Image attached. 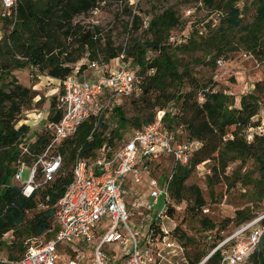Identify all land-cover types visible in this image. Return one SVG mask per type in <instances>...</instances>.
Segmentation results:
<instances>
[{"label": "trees", "instance_id": "1", "mask_svg": "<svg viewBox=\"0 0 264 264\" xmlns=\"http://www.w3.org/2000/svg\"><path fill=\"white\" fill-rule=\"evenodd\" d=\"M202 1L206 6L214 5V0ZM236 1L228 0L217 7L225 16L215 32L204 37L201 30L192 29L186 36H179L180 42L174 45L169 42L174 36L173 31L184 26L178 13L170 7L151 14L144 26L129 0H18L12 10H4L0 4V250L18 249L22 256L27 239L51 238L54 233H48V230L57 203L72 180L70 166L75 157L78 155L89 162L94 160L97 151L111 146L114 139L120 140L127 127H133L132 132L141 131L155 121L160 111L164 113L163 127L173 133L178 142H200L187 165L173 168L168 187L171 200L177 204L191 200L193 205L189 211L203 210L206 203L200 189L188 186L186 181L198 165L206 162L210 163L211 174L207 177L210 189L220 183L228 185L232 179L243 188L252 185V189L247 190L249 202L264 201V134H252L251 140L245 135L248 129L259 127L258 122L252 121L264 109V81L256 82L252 92L235 102L233 96L201 84L192 75L189 62L183 58L199 52L202 60L194 63L212 65L226 52L242 47L264 60V0H254L255 14L250 23L243 22ZM112 4L118 5L115 21L128 34L120 45H116V38L110 31L87 20L92 12ZM141 29L144 36L138 34ZM231 32L240 33L236 41L230 40ZM148 52L155 56L148 59ZM121 54L130 70L138 75L139 116L127 117L120 107V100L111 109L116 116V128L109 130L102 115L85 120L75 135L63 140L57 148L63 156V164L55 180L25 197L21 189L12 184L14 173L22 163L31 166L52 135L44 127V132L28 142L29 126L15 128L35 94L31 88L19 83L12 72L28 69L33 80L46 77L60 82L71 76L77 77L90 62L108 64ZM199 95L202 102L198 100ZM60 117L56 100L52 99L48 122L55 124ZM177 129H182L184 139L180 138ZM250 161L256 177H252L253 172H242ZM235 163H238L237 167L228 175V168ZM37 207L40 209L25 220L26 215ZM170 207L167 215L171 214ZM256 215L249 208L236 211L237 226ZM107 223L104 220L102 226ZM203 224L209 229L214 228L208 218H204ZM158 228L151 220L147 230ZM219 240L218 236L216 241ZM75 248L77 252L80 248L90 251L79 243ZM105 250L111 260L114 256L122 257L117 249ZM73 254L66 258L74 257ZM89 259L92 261L91 254ZM220 259L221 253L217 251L205 264H219ZM198 262L199 258L189 264ZM248 263L264 264V236L248 257Z\"/></svg>", "mask_w": 264, "mask_h": 264}, {"label": "built area", "instance_id": "2", "mask_svg": "<svg viewBox=\"0 0 264 264\" xmlns=\"http://www.w3.org/2000/svg\"><path fill=\"white\" fill-rule=\"evenodd\" d=\"M17 1L0 0V4L4 10H12ZM191 13L188 10L186 15ZM174 39L170 37L169 42H180ZM86 70L92 71L91 79L80 81L71 76L60 81L62 91L57 95L56 108L61 117L55 124L47 122L44 125L51 132L50 142L31 166L22 163L14 173L13 180L25 197L55 180L63 164V156L57 151L63 140L74 136L85 120L99 118L116 102L134 92L136 76L124 61L123 54L116 60L113 70H107L97 62L88 63ZM163 115L162 111L158 112L153 123L141 131L132 132L117 148L102 147L90 162L77 155L72 165V180L57 203L48 230L54 235L48 239H27L25 252L13 264H84V255L77 256V243L89 248L93 264H156L164 251L179 248L172 231L162 225L172 205L168 192L172 172L162 184L156 178L148 181L150 201L136 199L131 208L125 203L129 189L132 190L126 188L128 182L134 187L140 185L151 163L169 158L173 170L176 165H187L193 152L200 147L197 140L178 142L173 133L163 127ZM257 129L264 134V126ZM23 169L29 170L26 182L21 181ZM160 195L164 199L160 214L154 219L148 218L159 228L147 230L139 236L131 226V217L137 211L151 213ZM104 220L108 223L102 226ZM100 228L102 233H98ZM262 236L264 214L237 226L230 236L219 240L211 254L199 264H205L217 251L221 253L219 264H249L248 257L258 247ZM106 248L119 250L122 257L116 263L111 258L108 260ZM70 252L77 255L66 258L71 256L67 255ZM4 262L0 258V264Z\"/></svg>", "mask_w": 264, "mask_h": 264}, {"label": "rangeland", "instance_id": "3", "mask_svg": "<svg viewBox=\"0 0 264 264\" xmlns=\"http://www.w3.org/2000/svg\"><path fill=\"white\" fill-rule=\"evenodd\" d=\"M227 1L228 0H214V5L212 7L204 5L202 0H129V3L133 6L134 11L141 16L144 26L150 19L151 14L160 12L168 7L173 8L178 13L184 26L181 30L176 29L172 33L174 35L173 37H175L174 40L178 41L181 36H186L192 29L201 30L204 37L215 32L220 25L221 19L225 16L224 11L217 9V7L222 5V2L225 3ZM253 2L254 0L236 1V6L241 11V18L244 23L252 22L255 14ZM188 10L192 11L191 15H186ZM117 11L118 5L112 4L110 7H102V9L92 12L88 15L87 20L110 31L116 38V45H120L128 37V34L121 30L120 25L114 19V15ZM1 34L2 29L0 24V36ZM138 34L141 36L145 35L143 29L139 30ZM229 36L230 40L236 41L240 33L231 32ZM170 43L174 45L173 42ZM154 56L155 54L152 52L147 53L148 59ZM183 58L185 61L189 62L192 75L201 84H206L208 89L212 88L215 91H222L233 96L235 102L240 96L252 92L256 82L264 81V60L256 57L251 52L244 51L242 47L233 52H226L222 57L217 59L215 63H212V65H207L206 63L195 64V60L199 62L202 60L199 52L194 53L190 57ZM205 60L208 61V58ZM12 74L19 83L31 88L35 94L30 106L24 110L22 119L15 125V128L21 125L29 126L30 135L28 136V142H31L35 140L37 134L45 131L44 125L48 122L51 100H56L62 87L58 81H50L46 77H39L37 80L31 79L28 69L14 70ZM139 85L140 82L136 74L135 89L132 93V95H134H131L132 97L127 99H121L120 107L127 117L139 116ZM199 98L200 96H198L199 102H202ZM173 108H175V106H173ZM102 118L109 126V130L116 128V116L113 110H106L102 114ZM252 122H258L259 126H264V109L261 110L259 117L254 118ZM257 128L252 127L246 131L245 135L247 140H251L250 136L252 134L261 135L259 133L260 130ZM133 130H135L133 127H127V129L122 132V138L120 140H113V144L111 145L112 149L120 146L123 140H127ZM177 130L180 134V138L184 139L185 135L182 129ZM237 164L238 163L230 165L227 170L228 175L237 167ZM172 167L173 162L169 158H160L156 162L151 163L149 172L143 175L142 183L136 187H131V189L133 188L132 192H134V194L131 198L125 197V203L131 205L136 199L140 200L141 198L143 201H150V190H148L147 185L148 181L156 178L160 184L164 183L167 176L172 172ZM71 168L70 166V170ZM244 171L253 172L251 174L252 177H256L257 175L251 161L242 169V172ZM210 174V163L205 162L198 165L186 181L188 186L193 185L200 189L206 203L203 210L200 211L195 209L189 211L188 208L193 205L191 200L183 201L180 204L172 200V205L170 207L171 214L162 220V225L168 231L174 230L173 235L179 248L164 251V253L159 255L156 264H189L190 261L197 258H199V262L197 263L199 264L206 259L217 246L218 242L216 240L218 236L222 239L230 236L234 232L238 225V220L235 217L236 211L249 208L251 212L257 214L256 216L264 214V201L251 203L248 200L247 190L252 189L251 184L243 188L241 185L233 183L232 179H230L228 185L220 183L212 186L210 189L208 187L207 178ZM28 176L29 170L23 169L21 181L26 182ZM12 184L18 186V183L14 182L13 179ZM38 198L39 194L37 199ZM163 206L164 199L163 196L160 195L158 204L153 206L151 213L142 211L139 214V212H134V215L131 217V226L140 234L139 236H142L143 232L147 231L148 218L158 216ZM39 209L40 207H37L36 210L29 212L25 220H29ZM204 210L207 211L204 212ZM204 218H208L214 223L213 229L205 227L203 224ZM112 250L113 248H109V251ZM105 253L108 260H110L111 255L107 252ZM71 254L73 253L71 252ZM71 254L68 253L67 255ZM75 255H77L76 252L73 256ZM81 255H84L83 261L86 264H93L89 259L90 251L87 252L80 248L77 256ZM20 256L18 249L0 250V258L5 261L3 264H13V261ZM117 258L118 256L112 257V261L116 263Z\"/></svg>", "mask_w": 264, "mask_h": 264}, {"label": "crops", "instance_id": "4", "mask_svg": "<svg viewBox=\"0 0 264 264\" xmlns=\"http://www.w3.org/2000/svg\"><path fill=\"white\" fill-rule=\"evenodd\" d=\"M104 66H105V68L107 69V70H113V69H115L116 68V61L114 60V61H110L108 64H104ZM93 77V74H92V71L91 70H85V71H83L81 74H79L78 76H77V78L76 79H78V80H81V79H83V80H86V79H91ZM50 81H58V80H56V79H50V78H48ZM83 80H81V81H83ZM59 82V81H58ZM60 83V82H59ZM132 186H134L130 181L128 182V184H127V186H126V188H131ZM133 189V188H132ZM132 190H130L129 189V191H128V195L126 196V197H132L133 196V194H132V192H131ZM147 192V191H146ZM147 202V201H146ZM158 204V203H157ZM128 207L129 208H131V205H128ZM137 212H139V214H140V212L141 211H137ZM152 219H154V218H152ZM102 229L100 228L99 230H98V233H102Z\"/></svg>", "mask_w": 264, "mask_h": 264}]
</instances>
